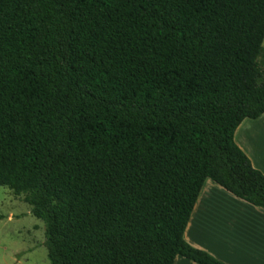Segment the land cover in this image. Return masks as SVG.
Here are the masks:
<instances>
[{
	"label": "trees",
	"instance_id": "16d2710c",
	"mask_svg": "<svg viewBox=\"0 0 264 264\" xmlns=\"http://www.w3.org/2000/svg\"><path fill=\"white\" fill-rule=\"evenodd\" d=\"M262 115L264 0H0V187L51 264H225L185 233L207 180L264 211Z\"/></svg>",
	"mask_w": 264,
	"mask_h": 264
},
{
	"label": "crops",
	"instance_id": "0c3cea01",
	"mask_svg": "<svg viewBox=\"0 0 264 264\" xmlns=\"http://www.w3.org/2000/svg\"><path fill=\"white\" fill-rule=\"evenodd\" d=\"M239 128L237 145L264 174V115L245 120ZM206 183L186 230V241L225 260L226 255L237 254L231 251L232 245L237 249V243L264 253V211L235 198L214 182L209 188ZM225 238L234 239V243L228 244Z\"/></svg>",
	"mask_w": 264,
	"mask_h": 264
},
{
	"label": "rangeland",
	"instance_id": "374dc122",
	"mask_svg": "<svg viewBox=\"0 0 264 264\" xmlns=\"http://www.w3.org/2000/svg\"><path fill=\"white\" fill-rule=\"evenodd\" d=\"M239 129L235 138L237 133L238 138L241 136ZM206 184L208 188L214 186L211 180ZM24 197V194L17 195L7 187H0V216H3L0 220V264H51L45 223L34 217L32 207L25 203ZM225 241L234 243V239L225 238ZM236 246L237 249L232 245L231 251H237V254L226 255L230 262L213 256L225 264H264V253L241 243ZM175 264L194 263L178 257Z\"/></svg>",
	"mask_w": 264,
	"mask_h": 264
}]
</instances>
